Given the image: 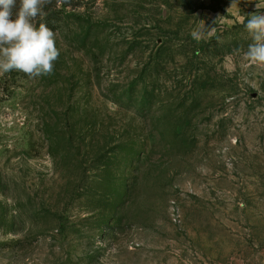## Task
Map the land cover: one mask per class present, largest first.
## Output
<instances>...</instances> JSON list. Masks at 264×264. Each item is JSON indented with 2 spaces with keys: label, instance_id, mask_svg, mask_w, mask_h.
Segmentation results:
<instances>
[{
  "label": "rangeland",
  "instance_id": "374dc122",
  "mask_svg": "<svg viewBox=\"0 0 264 264\" xmlns=\"http://www.w3.org/2000/svg\"><path fill=\"white\" fill-rule=\"evenodd\" d=\"M256 2L44 7L54 73L0 72V264H264Z\"/></svg>",
  "mask_w": 264,
  "mask_h": 264
},
{
  "label": "clouds",
  "instance_id": "9594fccd",
  "mask_svg": "<svg viewBox=\"0 0 264 264\" xmlns=\"http://www.w3.org/2000/svg\"><path fill=\"white\" fill-rule=\"evenodd\" d=\"M251 2V0H249ZM51 0H0V72L19 71L30 79L49 76L54 73V65L60 56L56 46L55 33L46 23L37 18ZM239 0H232L231 7H238ZM257 11L241 18L252 43L243 53L251 64L264 65V9L256 2ZM214 29L199 20L190 35L197 42L211 35Z\"/></svg>",
  "mask_w": 264,
  "mask_h": 264
},
{
  "label": "trees",
  "instance_id": "16d2710c",
  "mask_svg": "<svg viewBox=\"0 0 264 264\" xmlns=\"http://www.w3.org/2000/svg\"><path fill=\"white\" fill-rule=\"evenodd\" d=\"M18 2H19V0H17V5H18ZM44 10V9H43Z\"/></svg>",
  "mask_w": 264,
  "mask_h": 264
}]
</instances>
